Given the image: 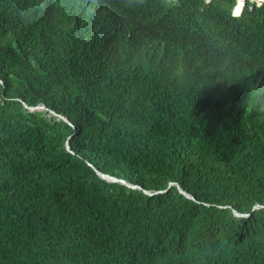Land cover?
I'll return each mask as SVG.
<instances>
[{"label": "trees", "instance_id": "1", "mask_svg": "<svg viewBox=\"0 0 264 264\" xmlns=\"http://www.w3.org/2000/svg\"><path fill=\"white\" fill-rule=\"evenodd\" d=\"M244 2L0 0V264H264Z\"/></svg>", "mask_w": 264, "mask_h": 264}, {"label": "water", "instance_id": "2", "mask_svg": "<svg viewBox=\"0 0 264 264\" xmlns=\"http://www.w3.org/2000/svg\"><path fill=\"white\" fill-rule=\"evenodd\" d=\"M44 108H45V107L31 108V110H32V111H33V110H36V109H40V110H42V109H44ZM64 119H65V118H64ZM97 172H98L99 176H101L103 179H106V180H108V181H111V182H119V181H120V180H118V179H116V178H113V177H110V176H108V175H105V174L99 172L98 170H97ZM120 182L126 184V182H124V181H120ZM181 192L184 193V191H182V190H181ZM184 194H185V193H184ZM189 197H190V196H189Z\"/></svg>", "mask_w": 264, "mask_h": 264}, {"label": "rangeland", "instance_id": "3", "mask_svg": "<svg viewBox=\"0 0 264 264\" xmlns=\"http://www.w3.org/2000/svg\"><path fill=\"white\" fill-rule=\"evenodd\" d=\"M252 2H255V3H257V2H262V1H259V0H251ZM264 1V0H263ZM244 4H245V2H244ZM244 4H243V6H244ZM243 8V7H242ZM233 11H234V9H233ZM236 12H238V10H236ZM235 13V12H234ZM235 15V14H234ZM237 15V14H236ZM37 110H40V109H37Z\"/></svg>", "mask_w": 264, "mask_h": 264}, {"label": "bare ground", "instance_id": "4", "mask_svg": "<svg viewBox=\"0 0 264 264\" xmlns=\"http://www.w3.org/2000/svg\"><path fill=\"white\" fill-rule=\"evenodd\" d=\"M239 3H240V4H242V3L244 4V0H239ZM239 3H238V4H239ZM237 8H238V5H237V7H236V9H235V14H238V13L240 12V9H239L238 13H236Z\"/></svg>", "mask_w": 264, "mask_h": 264}, {"label": "clouds", "instance_id": "5", "mask_svg": "<svg viewBox=\"0 0 264 264\" xmlns=\"http://www.w3.org/2000/svg\"><path fill=\"white\" fill-rule=\"evenodd\" d=\"M236 7H237V6H236ZM236 7H235V8H236ZM234 12H235V9H234V11H233V14H235ZM241 12H242V9L240 10V12H239L237 15H236V14H235V15L238 16V15L241 14Z\"/></svg>", "mask_w": 264, "mask_h": 264}, {"label": "built area", "instance_id": "6", "mask_svg": "<svg viewBox=\"0 0 264 264\" xmlns=\"http://www.w3.org/2000/svg\"><path fill=\"white\" fill-rule=\"evenodd\" d=\"M263 2V1H262ZM262 2H257L258 5H261Z\"/></svg>", "mask_w": 264, "mask_h": 264}]
</instances>
